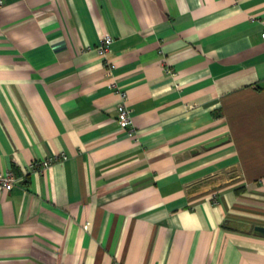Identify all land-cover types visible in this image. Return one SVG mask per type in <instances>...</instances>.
Segmentation results:
<instances>
[{
	"label": "crops",
	"instance_id": "obj_1",
	"mask_svg": "<svg viewBox=\"0 0 264 264\" xmlns=\"http://www.w3.org/2000/svg\"><path fill=\"white\" fill-rule=\"evenodd\" d=\"M263 32L264 0H3L0 264H264Z\"/></svg>",
	"mask_w": 264,
	"mask_h": 264
},
{
	"label": "built area",
	"instance_id": "obj_2",
	"mask_svg": "<svg viewBox=\"0 0 264 264\" xmlns=\"http://www.w3.org/2000/svg\"><path fill=\"white\" fill-rule=\"evenodd\" d=\"M3 3V0H0V5ZM261 37L264 39V32L261 34ZM113 38L104 34L100 37L98 45L95 47L96 54L98 56L104 57L110 50V46L112 44ZM109 67L113 68V64L109 63ZM117 94L119 97V101L116 105V116L118 124L121 128L131 130L133 123L130 117V111L127 107V94L122 90H117ZM67 156L64 153L54 154L44 158L42 160H34L32 161L27 170L31 172H42L46 167L51 165L54 162L65 160ZM18 181V178L14 175V173L7 169L4 171H0V193L9 192L14 184Z\"/></svg>",
	"mask_w": 264,
	"mask_h": 264
},
{
	"label": "water",
	"instance_id": "obj_3",
	"mask_svg": "<svg viewBox=\"0 0 264 264\" xmlns=\"http://www.w3.org/2000/svg\"><path fill=\"white\" fill-rule=\"evenodd\" d=\"M248 229L251 230L253 234L264 237L263 225H254V226L249 225Z\"/></svg>",
	"mask_w": 264,
	"mask_h": 264
}]
</instances>
